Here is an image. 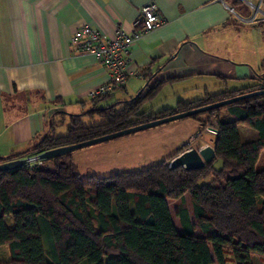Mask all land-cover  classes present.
<instances>
[{
  "label": "trees",
  "instance_id": "obj_1",
  "mask_svg": "<svg viewBox=\"0 0 264 264\" xmlns=\"http://www.w3.org/2000/svg\"><path fill=\"white\" fill-rule=\"evenodd\" d=\"M159 83L119 105L92 104L71 114L63 134H54L51 122L39 140L0 155V162L262 89L264 75L242 89L204 93L156 111L141 108ZM220 108L230 117L220 119ZM84 113L102 121L84 124L79 116ZM205 113L201 129L206 124L216 128L209 138L214 158L198 169L169 167L173 154L139 170L81 176L66 151L47 158L48 164L45 158L31 167L0 170V246L8 249L0 264H226L227 256L235 264H252L251 256H264V167H255L264 148V92ZM240 124L256 136L242 138ZM184 193L190 197L192 219ZM169 200L175 202L178 225Z\"/></svg>",
  "mask_w": 264,
  "mask_h": 264
},
{
  "label": "crops",
  "instance_id": "obj_2",
  "mask_svg": "<svg viewBox=\"0 0 264 264\" xmlns=\"http://www.w3.org/2000/svg\"><path fill=\"white\" fill-rule=\"evenodd\" d=\"M147 1L156 4L163 22L143 32L129 47L128 56L138 74L93 101L88 92L106 81L107 70L92 54L75 50L69 36L84 24L98 28L104 37L112 36L116 26L130 31L140 5ZM263 15L262 0H0V155L19 152L39 140L51 122L53 133L63 134L71 114L81 113L75 111L77 104L97 105L98 100L108 97L115 100L111 104L119 105L160 82L143 103L156 111L174 106L178 100L260 82L264 52L260 49L256 53L250 38L240 40L238 33L263 27ZM227 38L236 40L239 50L240 45L244 47L242 64L229 61L225 51H230L229 42L224 44ZM187 79L211 80L212 84H192L185 82ZM167 86L171 98L162 103L157 97ZM57 116L60 122L55 121ZM65 116L68 122L63 127ZM205 116H190L191 126L184 127L183 136L171 144V151L162 159L188 143L202 142L206 135L210 138L214 132L200 126ZM255 136L245 130V139ZM1 247L0 258L8 256L7 246Z\"/></svg>",
  "mask_w": 264,
  "mask_h": 264
},
{
  "label": "rangeland",
  "instance_id": "obj_3",
  "mask_svg": "<svg viewBox=\"0 0 264 264\" xmlns=\"http://www.w3.org/2000/svg\"><path fill=\"white\" fill-rule=\"evenodd\" d=\"M263 21H264V15H263ZM262 26L263 27L256 28V30L250 29L251 31L240 30L238 33L240 35V40L241 38L243 40L250 38L251 42L254 44L256 53H258L257 50L260 49H262V51L264 52V42L260 43V41L264 38L262 37V33L264 30V23L262 24ZM228 42L230 46V51L228 48H225V51H227L228 53L229 61L235 64H242L244 62L243 58L246 59V52L244 50V47L240 45L241 49L239 50L236 40H232L231 38L224 39V44H227ZM241 42L242 41H240V43ZM262 56H264V53L262 54ZM187 81H190L192 84L199 83V85L202 82H205L209 85L212 84L211 80H206L201 82L196 79H187L185 82ZM194 88L196 87L193 86L192 92L195 90ZM212 88L213 87L211 86V89ZM115 92H120V91L117 90ZM134 95L135 94H132V96ZM118 97L122 98L123 93H120ZM107 98L108 97L98 100L96 102L97 105L103 106L105 103L111 104L113 101H115V100H108ZM157 98L162 99L163 100L162 103H165V101H169V99L171 98L170 88L168 86L163 87L159 92ZM90 106H91L90 103L85 104L84 106L77 104L76 105L77 109L75 111L84 112ZM141 108H145V105L141 106ZM193 114L206 115L205 110H201ZM218 115L220 119H227L230 117L229 114L226 112L225 108H220ZM190 116L191 114L174 118L171 120H167L154 125H150L119 136L82 145L80 147L70 150L69 151L70 155L68 156V159L74 162L76 169L81 176H86L89 174L105 176L111 172H116L120 170L142 169L144 167H147L148 165H151L159 161L160 159L163 158V156H165L167 153L171 151V144L175 140L180 139L183 136V133L185 132L184 127L189 128L191 126V120L189 119ZM81 120L84 124H92L102 121V117L97 114H93L91 116L87 114H82ZM55 121L60 122L61 118L57 116L55 118ZM67 122H68V116H65L63 127L67 125ZM214 122L215 121L213 119L211 123ZM60 126L61 125L58 124L56 128L58 129ZM238 128L242 138L245 137V130H249L251 132L256 133L254 129L246 125L240 124L238 125ZM63 130L65 129L62 128V133ZM207 140H209V135H206V137L203 139L202 142L208 143ZM259 155L260 158L258 159L255 165L256 168L264 167V148L260 151ZM44 163L48 164L49 160L46 158L44 160ZM213 164L215 167H218L220 165V160L218 158H215L213 160ZM206 180L207 178H202L201 182ZM184 200H185V206H187V208L189 209V214H190L189 216L192 219L191 201L187 193H184ZM173 204H174L173 201L169 200V206L171 208V211L173 212L172 213L173 219L175 223L178 225V218L174 215ZM177 227L178 229H181L179 228V226ZM196 231L198 232V230ZM35 240L37 243V248L39 250L38 252H40V245L36 233H35ZM0 248L3 247L0 246ZM250 260L252 264H264V256L262 255H253L251 256ZM225 262L226 264H235L234 260H232L231 257L228 256Z\"/></svg>",
  "mask_w": 264,
  "mask_h": 264
},
{
  "label": "built area",
  "instance_id": "obj_4",
  "mask_svg": "<svg viewBox=\"0 0 264 264\" xmlns=\"http://www.w3.org/2000/svg\"><path fill=\"white\" fill-rule=\"evenodd\" d=\"M163 22V17L156 10V4L151 1L140 5L137 15L132 22L130 31L116 26L113 35L104 37L102 32L88 24L76 28L69 36L70 45L78 51L92 54L107 70L106 81L89 90L88 96L94 99L106 95L124 84L131 75H137V69L128 56L131 44L145 31ZM205 125V131H211ZM27 167L37 165L41 159L37 153L25 156Z\"/></svg>",
  "mask_w": 264,
  "mask_h": 264
},
{
  "label": "water",
  "instance_id": "obj_5",
  "mask_svg": "<svg viewBox=\"0 0 264 264\" xmlns=\"http://www.w3.org/2000/svg\"><path fill=\"white\" fill-rule=\"evenodd\" d=\"M262 92H264V88L247 91V92H243L240 94H235L233 96H229V97H226V98H223L217 101H213V102L201 105V106H197V107L190 108L187 110L177 111V112H174V113H171L165 116H161L158 118H153L146 122L131 125V126L119 129V130H115L112 132H108L106 134L93 137V138H89V139L78 141V142L71 143V144H65V145L48 148V149L38 152L37 156L40 159L49 158V157L61 154L63 152H66V151H70L82 145H86V144L94 143V142L101 141L107 138L119 136V135H122L128 132L137 130V129H141V128L154 125L157 123H161L167 120H171L174 118L193 114L201 110H206L212 107H216V106H219V105L231 102V101L238 100L240 98H244V97L255 95L258 93H262ZM207 128H209L214 133L216 132V128L214 127L208 126ZM213 158H214L213 146H211L210 144L206 142H200L195 146L191 145V146L181 149L174 156L168 159L167 165L169 167L180 165L185 169H198V168L205 166L207 163L211 162ZM25 160H26L25 157H16V158H11V159L1 161L0 170H8V169L20 166L25 163Z\"/></svg>",
  "mask_w": 264,
  "mask_h": 264
},
{
  "label": "flooded vegetation",
  "instance_id": "obj_6",
  "mask_svg": "<svg viewBox=\"0 0 264 264\" xmlns=\"http://www.w3.org/2000/svg\"><path fill=\"white\" fill-rule=\"evenodd\" d=\"M210 124H211V123H210ZM209 126H210V125H209ZM211 127H212V126H211ZM194 138H196V135L193 136L192 140H193ZM188 144H189V145H188ZM188 144H187V146H191V145L195 146V145H197L196 143H194V144L188 143Z\"/></svg>",
  "mask_w": 264,
  "mask_h": 264
}]
</instances>
